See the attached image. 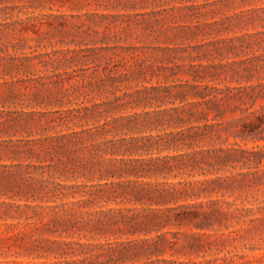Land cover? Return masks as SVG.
<instances>
[{
  "label": "trees",
  "instance_id": "16d2710c",
  "mask_svg": "<svg viewBox=\"0 0 264 264\" xmlns=\"http://www.w3.org/2000/svg\"><path fill=\"white\" fill-rule=\"evenodd\" d=\"M183 1L118 0L177 31L164 30L148 54L127 47L128 58L101 68L92 54L79 55L81 40H52L37 25L44 9L82 10L83 0H0V72L31 94L17 117L0 109V130L23 134L12 151L24 158H14L24 164L18 178L0 171V217L17 219L0 223V255L24 249L50 264L248 263L242 254L219 255L228 244L206 238H223L264 212L263 200L247 206L255 186L247 176L259 181L264 168L231 164L235 147L217 142L222 130L264 139V78L256 74L264 67L253 48L264 30L183 45L259 19L253 6L234 12L232 22L212 12L207 21L180 24L172 12ZM253 34L258 40L244 44ZM81 175L90 183H77ZM181 249L194 257H164Z\"/></svg>",
  "mask_w": 264,
  "mask_h": 264
},
{
  "label": "rangeland",
  "instance_id": "374dc122",
  "mask_svg": "<svg viewBox=\"0 0 264 264\" xmlns=\"http://www.w3.org/2000/svg\"><path fill=\"white\" fill-rule=\"evenodd\" d=\"M237 1L240 2V0H187L178 3V5H181V8H176L172 13L181 16L180 24H183V22L207 21L211 17L212 12H217L216 16L220 17L232 15L230 19L232 22L235 19V16H233L234 12L253 6L257 8L253 10L252 15L259 18L257 19V25L249 27L247 30L224 32L217 36L212 34L205 37L199 36L196 39L184 40L182 44H194L205 40L210 41L217 37L221 38L241 34L246 31L264 30V0L254 2L252 5H244V3L237 5ZM83 4H85V7L82 10H69L66 7H61L59 10H56V7H53L52 10L44 9L43 13L45 15L39 16L42 18L38 19L37 25L40 31L46 33V36L52 40L59 39L61 35L67 41L71 39L76 41L81 40L82 45L80 46L86 47V50L79 55L92 54L97 58L94 62L98 63L101 61V68L107 61L114 62L123 56L128 58L127 53L132 50H127V47L137 46L135 53L148 54L150 51L146 46L161 43L164 38V30H167L169 34L177 31L175 26L173 24L170 25L168 19L162 16H160L162 22L157 23L152 21V16L135 14L136 12L143 11V9H121L118 5V0H83ZM48 12L52 14H48ZM257 40V36L253 34L250 37L245 36L243 43L247 44ZM240 42V40H234V43L239 44ZM222 44L220 43L219 45ZM70 46L72 47L73 45L71 44ZM253 48H258L255 53H260L261 61L259 64H262L264 67V39L258 45H253ZM188 51H191V49L189 48ZM192 54H195V52ZM249 55L251 53L245 56L249 57ZM128 63V65L132 64L133 60L129 59ZM233 66L237 67L235 64H232ZM263 69L257 70L256 74L264 78ZM182 77L186 78L187 75H182ZM13 79L15 77L12 75L0 72V97L6 98L4 103H0V109L12 112L7 113L8 117H17L15 110L28 109L24 104L28 102L31 96L30 91L24 90L20 83L13 81ZM93 95V100H100V95L96 93H93ZM259 102H264V99ZM17 130L9 129L6 132L0 130V171L11 178H18L24 171V166H22L24 164H16L19 159H14L16 156H20L19 161H23V155H18L12 151L13 148L22 143L19 139L22 138L23 134L19 128ZM107 137H110V135ZM217 142L223 147H235V150H230L229 152L234 160L231 164H247L246 166H251V168H254L252 167L254 164H260V168H264V139L256 140L252 136L235 137L231 130H222L221 137ZM257 151L258 153L255 154ZM257 156H261L260 162L256 159ZM109 157H111L110 154L104 155V158L101 159V166L110 165L108 161ZM28 170L32 171L33 169L29 167ZM44 175H47V171H45ZM259 175L262 176L259 181L254 179L256 175L249 174L247 176L249 182L255 184L250 195L247 197L249 200L247 206H254L260 200L264 201V174L260 173ZM75 181L77 183H90L82 175ZM97 181V179H94L92 182L95 183ZM125 204L129 205L128 202ZM107 206H114V204L109 203L103 207ZM11 213L17 214L14 211H11ZM7 222H17V219L2 215L0 217L1 225ZM236 227L237 230L235 232L227 234L223 238L219 236L215 238L208 237L206 239H213L212 244L216 247L228 244L225 245L222 251L218 252L219 255L225 252H229V254H242L244 256L243 260H246L247 264H264V212H262L261 218L256 219L255 222ZM1 228L2 226H0ZM180 238L182 239L181 236ZM101 240H103V237H101ZM18 251L16 252L14 249L9 250L6 256L0 255V260L3 261V264H50L49 260L43 262L46 260L44 258L23 255L24 249H19ZM170 252V250H167L164 257L179 260L194 257V255L184 254V249L173 254Z\"/></svg>",
  "mask_w": 264,
  "mask_h": 264
}]
</instances>
